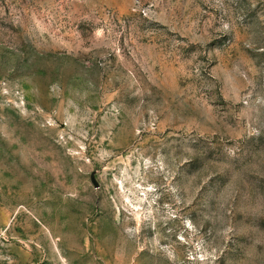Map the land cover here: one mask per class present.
<instances>
[{
  "label": "rangeland",
  "instance_id": "rangeland-1",
  "mask_svg": "<svg viewBox=\"0 0 264 264\" xmlns=\"http://www.w3.org/2000/svg\"><path fill=\"white\" fill-rule=\"evenodd\" d=\"M0 264H264V0H0Z\"/></svg>",
  "mask_w": 264,
  "mask_h": 264
}]
</instances>
